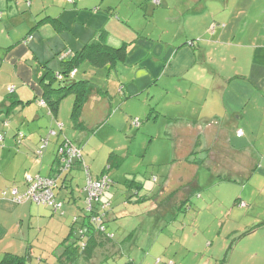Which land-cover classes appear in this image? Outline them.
Listing matches in <instances>:
<instances>
[{
    "label": "crops",
    "instance_id": "0c3cea01",
    "mask_svg": "<svg viewBox=\"0 0 264 264\" xmlns=\"http://www.w3.org/2000/svg\"><path fill=\"white\" fill-rule=\"evenodd\" d=\"M234 1L239 0H159L157 4L153 0H103L95 4L94 12H90L94 16L104 14L108 20L107 28L102 26L103 28L94 29L95 37L90 35L88 41L78 38L74 42H68L60 35L64 39L62 42L54 37L65 28L62 20H58L61 16L56 18L48 16L47 18L55 19L57 24L55 26L50 21L44 22L46 24L39 32L47 31L52 35L51 42L46 40L45 43L36 32L32 34L30 41L26 42L29 39L26 35L30 34L27 30L28 25L23 21L18 24H14V20L11 22L15 14L12 12L13 8H9L12 5H6L5 1L0 0V8L3 10L0 12L7 10L8 14L7 21L1 24L0 30V35L7 40L2 44L4 46L0 47V114L6 110L8 116L12 117L7 130L0 138V260L5 253L27 254L30 258L25 264H58L57 259L63 253L65 245L74 241L81 231L85 230L81 222L85 212L86 191L84 187L80 188V191L76 189L71 183L72 176L68 175L72 170L78 175L83 173L78 163H74L68 173L56 179L54 193L64 203L60 212H53L46 205L29 201L17 203L12 194V188H17L19 192L25 190L28 176L48 177L52 175L56 151L61 140L63 138L72 140L68 132L64 131L68 121L60 119V105L55 114H51L47 106L39 103L43 93L40 84L41 77L47 71H54L53 69L58 66L56 62L50 63L49 66L46 64L54 51L64 47L65 44L72 49V52H77L84 45L99 41L111 47L126 45L127 49L125 60L118 61L112 66L109 64L96 66L88 60H82L91 66L87 70L90 74L87 72L84 77L80 76V79L77 78L79 66L77 67L75 79L87 81L89 94L81 116L84 128L76 129L72 123L73 128L78 132L74 134L76 139L72 140L73 142L81 145L80 141L84 138V132L92 131L94 124L99 126L106 123L115 127V130L126 128V125L131 123V117L129 118L128 114L124 113V98L140 93L156 81L165 79L164 82L169 85L167 92L172 87L174 91L183 94L176 92V95L170 99L169 112H162L152 107L150 115L156 124L162 125L163 137L170 142L171 148V141L165 136L166 130L171 129L172 131V128L167 125L168 118L179 117L192 120V117H199L193 120L200 121L199 119L202 118L201 121L209 120L218 126V122L211 119V116L219 113L205 112L204 109L199 108L198 104L202 97H206L204 94L208 89L215 90V88L222 87L220 91H223L225 84L223 80L214 83L210 71H206L207 74H205L203 67L208 61L207 49L211 48L219 52L225 49L226 56L229 53L235 55L240 46L250 47L238 43L237 39L240 34L245 36L252 33L256 23L261 31L264 30L263 10L258 11L257 15L245 11L239 16L232 9ZM81 5L84 4L81 3ZM85 7L77 6L73 11L79 14ZM7 22H10L12 26L10 27ZM108 25H112L113 30ZM16 29L21 33L16 34ZM79 45L80 48H78ZM223 59L226 60L227 57ZM33 60L38 61L42 69H37ZM60 64L62 71L64 67L61 59ZM2 66L6 67L4 75L1 71ZM96 68H104L108 70V73H112V77H109L107 83L104 84H107L106 86H97L93 82L96 75H103L104 72ZM127 72L135 73V78H130ZM170 81L173 82L172 85ZM9 85L14 86L12 98L11 95H8V98L4 94L5 87ZM148 94L152 96L150 91ZM241 95L245 97V94ZM16 100L20 102L14 104ZM26 101L29 102L23 103ZM87 109L90 114L98 112V119L90 120L91 118L83 117ZM233 113L234 117H240L234 134L235 137L241 138L244 131L240 125L245 123L246 126L248 118L242 116L243 111L237 114L235 109ZM55 121L62 122V131L55 136H50L46 146L41 149V153L37 154L36 152L41 148V136L46 135L50 128H55ZM146 125L147 123L144 127ZM214 129L220 130L237 153L254 154L245 148L233 146L230 137L221 130L220 126ZM237 130L242 131L241 136L236 135ZM18 131L24 132L19 143ZM71 135L73 136V133ZM113 149L103 150L105 154L102 155L96 149L83 158L84 163L94 174V178L102 174L109 154L115 153ZM118 159L120 162L121 157ZM105 174L107 176V172ZM109 181L112 184V181ZM134 185L130 187L133 188ZM184 192L179 194V201L185 200ZM104 200L110 201V198ZM240 202L241 198L237 203L240 204ZM111 207L110 201V209L106 213L108 222L114 218H120ZM244 226L245 224L236 225L230 229L228 234L234 237L229 253L224 254L225 264H264V226L259 225L249 232V229ZM220 233L221 231L218 230V235ZM228 234L222 237V243L226 241ZM40 240L41 243H39ZM215 243L217 242H210L209 248L217 246ZM37 251L38 254H35ZM120 253L122 255L113 264H154L152 252L131 248L127 254H124L121 247ZM214 259V263L210 261L211 259L208 263L218 264L220 259ZM78 261L82 260L79 259L76 262ZM81 264L84 263L81 262Z\"/></svg>",
    "mask_w": 264,
    "mask_h": 264
},
{
    "label": "rangeland",
    "instance_id": "374dc122",
    "mask_svg": "<svg viewBox=\"0 0 264 264\" xmlns=\"http://www.w3.org/2000/svg\"><path fill=\"white\" fill-rule=\"evenodd\" d=\"M3 1L6 5L13 6H9V8H13V14L15 12L11 22L14 20V24H18L23 21L28 25L27 30L30 34L26 35V38H29L26 42L30 41L34 32L40 39L43 38L44 42L46 40L51 42L52 35L47 31L39 32L41 27L46 24L44 22L47 21L48 16L54 18L61 16V19L58 20H62L65 28L54 37L59 38L62 42L64 39L74 42L78 38L88 41L90 35L95 37V28H103L102 26L107 28L108 20L104 14L100 13L98 16H94L90 13L94 12L95 4L103 2V0ZM77 6L86 7L78 14L73 11ZM232 9L239 16L245 11L257 15L258 11H264V1H234ZM0 11L3 10L0 8ZM7 15V10L0 12V30L1 24L7 21ZM8 25L12 26L10 22ZM108 26L113 30L112 25ZM15 31H17L16 34L21 33L17 29ZM251 32L245 36L239 35L238 43L250 47L240 46L235 55L229 53L226 56L225 49L223 51L221 49L220 52L215 49L213 51L211 48L207 49L206 58L208 61L207 65L203 67L205 74H207L206 71H210L214 83L223 80L225 84L223 91H220L222 87L215 88V90L208 89L204 94L206 97H202L198 103L199 108L201 107L205 112L219 113L212 115L211 119L218 122L217 125L230 137L233 146L245 148L254 153L255 170L246 179L233 182L222 181L212 175L205 166H197L184 160L172 162L170 142L163 137V127L156 124L150 115L152 107L162 112H169L170 99L176 95V92L183 94L174 91L171 89L172 87L167 92L166 89L169 85L164 82L165 79L156 81L140 93L124 98V113L128 114L131 119L138 118L140 120L141 124L138 128L130 123L126 125V128L115 130V127L102 123L99 126L94 124L92 131L84 132V138L80 141L83 158L96 149L102 155L105 154L103 150L108 151L110 148H114L115 153L121 157L119 164L112 166L107 171V178L112 181V184L101 199L110 198L111 209L117 216H120V218L107 221L105 225L108 230L114 233V239L121 240L119 247L123 248L124 254L133 248V250L141 249L148 253L152 252L154 264H170V262L174 264H209L210 259L214 263V258L221 259L224 254L229 253L234 237L228 234L231 228L244 224L247 229H254L259 225L264 226V47H262L264 46V30L261 31L256 23ZM6 42L7 40L0 35V47L4 46L2 44ZM71 50L64 44V47L54 51L46 64L49 66L50 63L56 62L58 66L53 70L55 73H60V57L66 56L68 52L72 53ZM224 57L227 59H223ZM33 63H36L37 69H42L38 61L33 60ZM89 66L91 65L88 62L80 63L77 78L84 77L89 72L87 71ZM96 69L104 72L103 75H96L93 82L97 86H106L107 84H104L107 83L109 77H112V73H108V70L104 68ZM5 70L6 67L2 66V75L5 74ZM127 74L131 76L130 78H135V73L127 72ZM113 75L115 76L114 73ZM170 83L173 84L171 81ZM53 84L57 87L58 81L55 80ZM5 88L4 94L5 97H8L7 86ZM149 91L152 96H149ZM241 94H245V97ZM10 97L12 98L13 95ZM205 98L208 100L206 101ZM73 99V94H67L59 105L60 119L68 121L64 131L68 132L70 139L75 140L74 134L78 132L73 128L70 120ZM235 109L237 114L243 111L242 116L248 118L246 126L245 123L240 125L244 131L241 138L235 137L234 134L240 120V117H234ZM88 112L87 109L83 117L91 118L90 120L98 119V112L95 114ZM11 118L6 110L0 114V135H4ZM197 118L199 117H192V120ZM201 119L199 120L201 121ZM5 122H7L6 125ZM146 123L147 125L144 127ZM204 131L202 144L204 147H208L215 137V130ZM198 132L199 128L197 127L192 130V133L184 128L179 131V138L183 143L192 144ZM191 135L193 136L191 137ZM153 137L155 138L153 139ZM101 142L104 143L100 144ZM216 163L222 170L231 168L233 172L241 173L245 169L246 160L242 154L232 157L223 154L221 159L216 160ZM72 171L71 174H68L70 177L72 176L71 183L80 191V188L85 187V173L83 171L78 175ZM91 175L94 178V174L91 173ZM128 180L130 184L135 181L140 185L138 193H136V189L127 185ZM172 191L175 192L172 193ZM183 191H185V200L179 201V194ZM240 198L241 202L238 204ZM132 199L143 200L138 203L132 202ZM244 227L243 229L246 228ZM218 230L221 231L220 235H218ZM226 233L228 237L222 243L221 239ZM210 242H217L215 243L217 246L210 249ZM35 254H38V251ZM100 261L101 263H99ZM78 262L74 264H81V262L88 264L84 260ZM95 262L108 264L114 261L111 260V257L101 255Z\"/></svg>",
    "mask_w": 264,
    "mask_h": 264
},
{
    "label": "trees",
    "instance_id": "16d2710c",
    "mask_svg": "<svg viewBox=\"0 0 264 264\" xmlns=\"http://www.w3.org/2000/svg\"><path fill=\"white\" fill-rule=\"evenodd\" d=\"M46 20L52 22V24L55 26L57 24L55 19L53 18H47ZM126 54H127L126 45H121L119 47H111L105 44L103 41H99L91 44H86L77 52H72V53L68 52L66 53V56L64 55L61 56L60 59L64 68L60 73L57 72L60 74V78L56 76V73L54 71H47L40 79V84L43 89L42 98L40 99L44 102L42 106H47L49 112L51 114H55V112L58 109L59 103L63 99V97L66 96L67 94H73L74 99H73V105H72L70 117L74 128L82 130L84 128V125L82 123L81 116H82L84 104L88 99L89 87L87 81H78L75 79L77 67L82 62V60H88L96 66H104L106 64L112 66L118 61H124L126 58ZM67 56L69 57L65 59V57ZM55 80L58 81L57 87H55L53 84ZM10 86L13 85L7 86V90L9 92L8 95H12V93L14 92V86L12 91L9 90ZM17 102L20 101L16 100L14 104ZM28 102L29 101L23 103H28ZM133 120L134 118L131 119V125L138 128L141 124L140 120L138 119L139 121L137 125L133 124ZM5 123L7 124V122ZM57 123L61 125L60 129L57 128ZM167 125L172 128V131L171 129L168 131L166 130L165 133L166 134L165 136L169 138V140L171 141V150L173 155L172 162L184 160L191 162L192 164H195L197 166H205L207 169L210 170L212 175L217 176L220 180L231 181V182L246 179L255 170L256 160L253 158L252 154H245V153L242 154L246 160L244 166L245 169L243 172L235 173L231 170V168L227 170L220 169L219 164L217 165L216 163V160L218 158L221 159L223 154L225 156L230 155L232 157L233 155L239 153H237L235 150L232 149L231 145L227 142L226 138H224L220 130L216 131L214 129L215 127L218 129L216 123L209 120H202V121L187 120L177 117V118H168ZM196 127L199 128V132L197 133V135H195L196 139L194 143L192 144L183 143L182 139L179 138V131L185 128L186 130L191 131L192 133V130ZM62 128H63L62 123L55 121V128H50V129H55L56 133L54 135H50L48 131L46 135L41 136L40 139L41 146L44 142H46V144L48 143L50 136H55L58 134V132L60 133L62 131ZM207 129H214L215 133L217 132L216 133L217 135L215 134L213 141L210 144H208V147H204V145L202 144L203 135L205 132L204 130ZM23 136H24L23 132L21 131L17 132L18 143L19 140L23 138ZM192 136L193 135H191V137ZM64 140H67L77 145L80 148V153H81L80 158L74 161L71 167L60 172L58 170V164H57L58 160H57V151H56V157L53 163V174L50 176H53L54 174H59L58 177H60L62 174L68 173L72 169L74 163L80 164L83 170V164L85 163L82 156L80 145L73 142L72 140H68L67 138H63L61 142ZM45 146H43V148ZM118 158L119 156L111 152L107 158L106 165L103 168L102 174H105L112 166L117 164L119 162ZM89 174L91 178H93L90 173V169H89ZM85 178H86V174H85ZM99 178L100 176L93 179H99ZM132 184H135L133 188L136 189V193H138V189L140 188V185L135 181L130 184L128 180L127 185L131 186ZM109 186H110V181L108 180L106 187L102 191L99 198L93 201L92 203L93 206L91 207V210L86 211L84 204L85 212L83 215V221L81 222V226H84L85 229L83 231L84 234L82 236L79 235L78 237L75 238L74 241L67 243V245H65L63 253L57 259L58 264H72L79 259L84 260L88 264L90 263L99 264L101 263V261L99 263L95 261L98 260L101 255H103L104 257L105 256L111 257L112 261H116L119 255L122 254L120 253L121 248L119 247L121 240L114 239L115 237L114 233L108 230L105 225V223L107 222L106 213L110 209V201L104 199L102 200L101 197L104 195V192L108 189ZM54 195L56 196L55 193ZM142 200L143 199H132V202L139 203ZM24 201L32 202L30 200H24ZM129 201L131 202V200ZM50 208L53 210L52 207ZM53 212L55 211L53 210ZM99 212H101L103 215L102 222H97V221L95 222L90 220L92 214H98ZM99 226H102V230H100ZM251 230L252 228L249 229L248 232ZM72 231L73 228L71 229V232ZM29 258L30 256L27 254L17 255L12 253H5L2 259L0 260V264H25ZM225 261H226V257L224 256L218 261V264H225ZM108 264H113V262H110ZM170 264L173 263L171 262Z\"/></svg>",
    "mask_w": 264,
    "mask_h": 264
},
{
    "label": "built area",
    "instance_id": "2783aa9c",
    "mask_svg": "<svg viewBox=\"0 0 264 264\" xmlns=\"http://www.w3.org/2000/svg\"><path fill=\"white\" fill-rule=\"evenodd\" d=\"M155 3H158L159 0H153ZM74 72V71H73ZM73 74V73H72ZM56 76L60 78V74L56 73ZM9 90H13V86L9 87ZM40 104H44L42 100L39 101ZM138 119L134 118L133 124H138ZM6 124V123H4ZM61 125L57 123V128L60 129ZM56 133L55 129H50L49 134L54 135ZM237 136L242 135L241 130L236 131ZM1 137V136H0ZM46 145V142H44L41 146ZM41 148L37 151L38 154L41 153ZM80 148L67 141L64 140L61 142V144L58 147L57 150V160H58V170L61 172L73 164L74 161L80 158ZM83 170L86 174V183L84 190L86 191L85 196V209L86 211L91 210V207L93 206V201L97 200L99 196L101 195L102 191L106 187L108 178L106 174L100 175L99 179H93L91 178L89 174V168L86 164H83ZM58 171V172H59ZM59 174H54L50 177H41V176H35V177H29L27 179V187L22 192H19L17 188H12V194L14 197V200L17 203H20L24 200H30L36 204H44L48 205L53 208L55 212H59L62 210L63 202L57 199V197L54 195L53 188L56 184V179L58 178ZM103 215L101 212L98 214H92L91 219L92 221L102 222ZM100 230H102V226H99ZM83 231H81V236L83 235Z\"/></svg>",
    "mask_w": 264,
    "mask_h": 264
}]
</instances>
